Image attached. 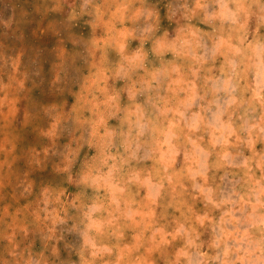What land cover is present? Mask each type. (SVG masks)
I'll list each match as a JSON object with an SVG mask.
<instances>
[{
	"label": "rangeland",
	"instance_id": "1",
	"mask_svg": "<svg viewBox=\"0 0 264 264\" xmlns=\"http://www.w3.org/2000/svg\"><path fill=\"white\" fill-rule=\"evenodd\" d=\"M0 264H264V0H0Z\"/></svg>",
	"mask_w": 264,
	"mask_h": 264
}]
</instances>
